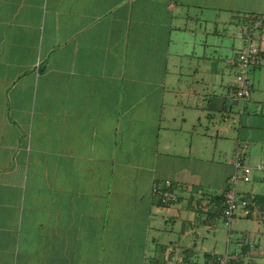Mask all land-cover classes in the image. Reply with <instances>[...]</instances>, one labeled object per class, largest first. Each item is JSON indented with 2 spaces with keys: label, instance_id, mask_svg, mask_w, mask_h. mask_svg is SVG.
Returning <instances> with one entry per match:
<instances>
[{
  "label": "crops",
  "instance_id": "1",
  "mask_svg": "<svg viewBox=\"0 0 264 264\" xmlns=\"http://www.w3.org/2000/svg\"><path fill=\"white\" fill-rule=\"evenodd\" d=\"M237 156L264 164V0H0V264H264V203L219 232Z\"/></svg>",
  "mask_w": 264,
  "mask_h": 264
},
{
  "label": "built area",
  "instance_id": "2",
  "mask_svg": "<svg viewBox=\"0 0 264 264\" xmlns=\"http://www.w3.org/2000/svg\"><path fill=\"white\" fill-rule=\"evenodd\" d=\"M263 18H250L246 21L243 29L244 46L238 52L237 57L233 60V65L237 69L236 81V96L246 103L252 95L253 82L251 79V71L260 57V49L256 41V33L261 29ZM235 172L228 180V187L224 193V201L221 211V218L224 228L229 230L230 237L233 235L232 226L237 216L241 211L245 216L252 215L259 205L256 196L252 194L242 193L238 190V184L241 182L249 183L253 179L254 171L264 173V164L258 165L256 168L248 165L242 157L237 156L235 159ZM154 196L158 197L161 204L171 205L180 199L179 192L173 187L171 180H166L163 187L155 184L152 189ZM192 206L195 209H202V202L192 201ZM242 255L237 252H226L216 254L211 258L210 264H232L241 259Z\"/></svg>",
  "mask_w": 264,
  "mask_h": 264
},
{
  "label": "rangeland",
  "instance_id": "3",
  "mask_svg": "<svg viewBox=\"0 0 264 264\" xmlns=\"http://www.w3.org/2000/svg\"><path fill=\"white\" fill-rule=\"evenodd\" d=\"M246 23V21L244 22V24ZM243 27H242V39H243ZM242 49V47H240V49L238 50V52L240 51ZM238 54V53H237ZM240 212H238L237 214H239ZM244 222H247V221H244ZM235 226L233 225L232 226V233H233V235L230 237V232H229V230L227 229V228H224V226H223V221H221L220 223H219V227L218 228H220L221 229V231H220V229H219V232L221 233V236H222V239H223V241H224V243H226L228 240L229 241H231V243H233V244H236V243H238L240 240H241V238H245V236L244 235H239L236 231H235V228H234ZM263 235V234H262Z\"/></svg>",
  "mask_w": 264,
  "mask_h": 264
},
{
  "label": "trees",
  "instance_id": "4",
  "mask_svg": "<svg viewBox=\"0 0 264 264\" xmlns=\"http://www.w3.org/2000/svg\"><path fill=\"white\" fill-rule=\"evenodd\" d=\"M256 198H257V200L259 201V203H260V202H261V203H264V198L257 197V196H256Z\"/></svg>",
  "mask_w": 264,
  "mask_h": 264
}]
</instances>
